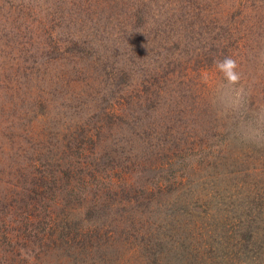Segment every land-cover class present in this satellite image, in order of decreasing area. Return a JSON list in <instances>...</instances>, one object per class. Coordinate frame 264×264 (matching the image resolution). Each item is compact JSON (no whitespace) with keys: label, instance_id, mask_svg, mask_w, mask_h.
<instances>
[{"label":"rangeland","instance_id":"1","mask_svg":"<svg viewBox=\"0 0 264 264\" xmlns=\"http://www.w3.org/2000/svg\"><path fill=\"white\" fill-rule=\"evenodd\" d=\"M262 108L264 0H0V264H264Z\"/></svg>","mask_w":264,"mask_h":264},{"label":"clouds","instance_id":"2","mask_svg":"<svg viewBox=\"0 0 264 264\" xmlns=\"http://www.w3.org/2000/svg\"><path fill=\"white\" fill-rule=\"evenodd\" d=\"M214 67L222 79V85L218 89L219 99L223 107L222 114L240 113L248 93L241 86L242 76L238 71V61L231 56H227L216 60ZM203 79L205 82L207 81V74L203 76ZM247 128H250L251 132L244 131L241 138L258 148H264V108L254 114V123L248 125Z\"/></svg>","mask_w":264,"mask_h":264}]
</instances>
